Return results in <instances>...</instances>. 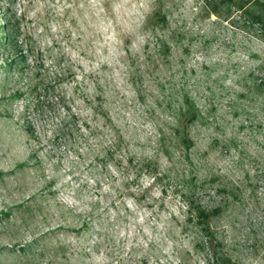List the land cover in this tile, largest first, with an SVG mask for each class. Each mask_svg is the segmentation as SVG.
<instances>
[{
	"label": "rangeland",
	"instance_id": "374dc122",
	"mask_svg": "<svg viewBox=\"0 0 264 264\" xmlns=\"http://www.w3.org/2000/svg\"><path fill=\"white\" fill-rule=\"evenodd\" d=\"M261 154L264 0H0V264H264Z\"/></svg>",
	"mask_w": 264,
	"mask_h": 264
},
{
	"label": "trees",
	"instance_id": "16d2710c",
	"mask_svg": "<svg viewBox=\"0 0 264 264\" xmlns=\"http://www.w3.org/2000/svg\"><path fill=\"white\" fill-rule=\"evenodd\" d=\"M5 24L6 22H4V25ZM63 109L64 111H66V118L61 122L62 129L59 134V137H57L58 140H60V136H62L70 139L72 143H74L73 140H75V136H77L81 141H83V143H85L88 138H85L84 132L89 131L91 132L90 135L92 136V138H99L101 136L105 139V137L108 138L109 136H112L110 142L107 144L106 150L104 151L105 156L102 159L104 161L107 160L111 162H116V165L118 166L125 161H127L128 166L131 168H136L139 166V164L135 163V158L133 156L130 158H125L123 160L117 159L118 152H120V150L123 148V138L117 137L113 133L114 131H116V127L111 120L107 121L109 125L104 124L102 126H94V128H92L91 124L86 121V118L79 115L78 113H73V110H70L68 106H64ZM104 139L100 140L98 142V145H101L103 141L105 142ZM80 149H82V147ZM70 151L72 152V150ZM256 160L261 161L263 164L262 169L259 170L261 173L257 174L256 176H253V178L256 179L258 183L256 185L251 186L252 188H254L255 192H258L259 189H264V154L257 156ZM240 164H242V162L241 160L239 161L238 157L236 161V166H239ZM139 169L141 170V168ZM147 170L151 173H154L149 167H147ZM245 179H251L250 172L246 173ZM230 194L234 198V202H241L243 200V193L240 188L232 189L230 191ZM262 194L264 195V193ZM253 197H257L256 194ZM190 204L191 207L188 211L190 213L193 212L194 214H190L191 216H189L188 218V223H191L194 226L200 228L201 232L203 233V236L205 237V241L207 242L210 250L212 251L213 259L218 264H238L237 262L233 261L229 256L219 253V249L223 248L224 244L221 240V237L219 236V233L217 232V229L213 227V222L216 218L221 217L223 206L208 209L202 203H199L194 206L195 202L192 201Z\"/></svg>",
	"mask_w": 264,
	"mask_h": 264
}]
</instances>
